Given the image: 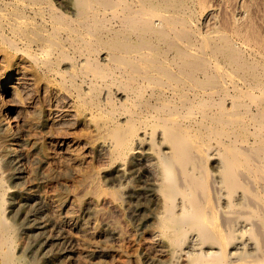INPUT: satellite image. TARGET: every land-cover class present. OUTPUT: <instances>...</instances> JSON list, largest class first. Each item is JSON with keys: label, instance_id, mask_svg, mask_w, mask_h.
<instances>
[{"label": "bare ground", "instance_id": "obj_1", "mask_svg": "<svg viewBox=\"0 0 264 264\" xmlns=\"http://www.w3.org/2000/svg\"><path fill=\"white\" fill-rule=\"evenodd\" d=\"M134 200L148 264H264V0H0V264L24 230L102 264Z\"/></svg>", "mask_w": 264, "mask_h": 264}, {"label": "rangeland", "instance_id": "obj_2", "mask_svg": "<svg viewBox=\"0 0 264 264\" xmlns=\"http://www.w3.org/2000/svg\"><path fill=\"white\" fill-rule=\"evenodd\" d=\"M25 161V160H24ZM22 161V163H20V165H22L20 168H22L21 170H22V172H24V174L27 176V175H29V176H27L28 177V179H27V181H26V183H28V184H24V188H26V189H28V191H29V193L30 192H32V193H30V195L32 196V198H33V201H31L29 204L28 203H23V204H17L16 205V213H17V220H18V224H22V222H24V220L26 221V220H31L32 219V221H33V218L29 215L30 214V212L31 211H34V210H36L37 212H38V210H39V212L42 214V216H45V219L47 220V221H49V222H51L49 219H50V215L48 216V212H47V210L44 208V207H39V205L40 204H38L37 205V203H40V200L45 196V197H49V198H53V197H55V198H58V196H59V199H63L64 200V198L66 199L68 196L70 197L71 196V190H69L70 189V181H68V180H64L63 178H61V179H58V181L60 182H58V181H56L57 179H53V180H47V179H45L44 178V176H42L43 174V172L44 171H46V169H48V168H38V166H36V165H30L27 161ZM27 162V163H26ZM54 163H56V164H54ZM54 164V165H53ZM27 165V166H26ZM57 165V162L56 161H53V163H52V167L54 168L55 166ZM29 167V168H28ZM31 167H33V168H31ZM38 168L37 170H36V168ZM51 167V168H52ZM24 168V169H23ZM34 168H35V170H34ZM25 169H26V171H25ZM29 171V172H28ZM32 171H33V173H32ZM38 173H37V172ZM41 171H42V173H41ZM39 176V177H38ZM32 177V178H31ZM37 177V178H36ZM43 178V179H42ZM33 179V180H32ZM46 180V181H45ZM55 180V181H54ZM29 181H31V182H29ZM40 181V182H39ZM49 181V182H48ZM62 181V182H61ZM66 181V182H65ZM68 181V182H67ZM55 182V183H54ZM39 183V184H38ZM46 183H49V184H46ZM51 183V184H50ZM57 183V184H56ZM62 183V184H61ZM64 183H66V184H64ZM67 183H68V185H67ZM36 184H38V185H36ZM44 184V185H43ZM55 184V185H54ZM64 184V185H63ZM35 185V186H34ZM50 185V186H49ZM53 185V186H52ZM60 185V186H59ZM39 186H40V188H39ZM46 186H48L47 188H46ZM63 186H65V187H63ZM69 186V187H68ZM50 187H51V189H50ZM54 187V188H53ZM63 187V188H62ZM68 187V188H67ZM54 190H53V189ZM31 189V190H30ZM37 189V190H36ZM43 189V190H42ZM45 189H50V190H45ZM68 191H67V190ZM52 190H53V192H52ZM53 193V195H52V193ZM55 191V192H54ZM57 191V192H56ZM46 192V193H45ZM68 192V193H67ZM45 193V194H44ZM55 193V194H54ZM60 195H59V194ZM65 193H67V194H65ZM40 194V195H39ZM49 194H51L50 196H49ZM62 194V195H61ZM64 194V195H63ZM67 195V196H66ZM39 197V198H38ZM64 197V198H63ZM68 197V198H69ZM39 199V200H38ZM36 200H37V203H36ZM39 201V202H38ZM135 201L136 200H134L133 202H132V208L131 209H128V208H126V206H123L122 207V209H124V208H126V209H124L123 211H121V213L123 214V215H121V216H118L117 214L115 215V213L114 212H109V211H106L105 213V215L106 216H108L110 219H112L113 221H116L117 223H119V224H121V222H122V224H121V226L123 227L122 229H124L123 231H124V235H123V239H124V244H123V251L121 250V252H116V251H114L115 252V254H114V252H113V250H109V256L107 257V258H105L103 261H102V264L104 263V264H110L111 262H112V260H118L120 263H129V264H138V261H139V264H148L147 263V261L145 260L146 258H145V252L144 251H142V250H140V249H138V247H137V245H138V243L142 240V238L141 237H144V233H145V231H146V229H148V227H149V225H147L148 224V222H147V216H146V214H147V212L146 211H144L145 209L142 207V205H140V204H138V202L137 203H135ZM134 203V204H133ZM34 204V205H33ZM36 204V205H35ZM138 204V205H137ZM78 206V204H76L75 203V206ZM135 205V206H134ZM20 206H22L21 208H20ZM134 207H136V208H134ZM142 207V208H141ZM20 208V209H19ZM37 208H39V209H37ZM42 208H44V209H42ZM138 209V210H137ZM20 210V211H19ZM22 210V211H21ZM30 210V211H29ZM126 210H127V213H126ZM135 210V211H134ZM24 211V212H23ZM133 211V212H132ZM21 212V213H20ZM23 212V213H22ZM108 212V213H107ZM124 212V213H123ZM131 212V213H133V215L131 214V216H130V214L129 213ZM135 212H137V213H135ZM84 213V214H83ZM79 214V218L82 220V221H84V222H87V221H89V216H88V214L86 213V212H82V213H78ZM126 214V215H125ZM134 214H136V215H134ZM25 215V216H24ZM113 215V216H112ZM125 215V216H124ZM85 216V217H84ZM117 216H118V218H117ZM137 216V217H136ZM49 217V218H48ZM115 217V218H117L116 220H115V218L113 219V218ZM125 217V218H124ZM25 218V219H24ZM27 218V219H26ZM144 218V219H143ZM24 219V220H23ZM118 219H121V220H123V219H125V220H123V221H121V220H118ZM118 220V221H117ZM145 220V221H144ZM126 221V222H125ZM125 224H124V223ZM145 222H146V224H145ZM102 223V222H101ZM101 223H100V220H97V222H96V225H95V227L96 228H99L100 226H101ZM126 224H128V225H126ZM97 225H98V227H97ZM146 225V226H145ZM124 226H126V228L124 227ZM145 230H144V229ZM127 229V230H126ZM129 229V230H128ZM126 230V231H125ZM144 230V232H142ZM132 231V232H131ZM140 231H141V233H140ZM24 233L21 235L22 237H20L21 239H23V241L24 242H26L28 245L30 244V246H31V248H30V250L23 256V254H22V252H21V250H20V248H17V250H16V256L17 257H23L24 258V262L26 263V264H30V262L32 261V259H33V257L34 256H36V257H38V259H40L39 261H40V264H81V262H80V260H79V258H78V254L77 253H75L74 251L73 252H67V248H66V246H65V244L63 243V241H61L60 240V242H57L56 244L57 245H53L52 247H51V252H49V254H46V255H44V253L41 251V247H42V245H43V243H44V240H43V238H42V236H39V233H37V231H34V232H30V231H28L27 232V230H24L23 231ZM25 232L27 233V234H25ZM56 232H57V230H56ZM129 232V233H128ZM60 233V232H59ZM125 233H127V234H125ZM131 233H134V236L132 237L131 235H133V234H131ZM142 233H143V235H142ZM129 234V235H128ZM126 235V236H125ZM140 235V236H139ZM37 236V237H36ZM126 237V238H125ZM129 237V238H128ZM134 237H137V238H134ZM134 238V239H133ZM36 239V240H35ZM101 239V242L99 241ZM103 238H97L96 240H94L93 242H92V245L93 246H95V245H100V244H104V243H106L107 244V246L108 247H110V246H112V245H114L116 242H112V240H108V241H104L105 239H103ZM125 239H126V241H125ZM131 239V240H130ZM136 239V240H135ZM139 239V240H138ZM131 242H130V241ZM99 241V242H98ZM138 241V242H137ZM108 242V243H107ZM129 242V243H128ZM134 242V243H133ZM133 243V244H132ZM95 244V245H94ZM130 244V245H129ZM60 245V246H59ZM126 245V246H125ZM128 245V246H127ZM135 245V246H134ZM128 247V248H127ZM54 250H53V249ZM64 248H66L67 250H65ZM135 248V249H134ZM31 249H32V251H31ZM125 249H128V251L127 250H125ZM134 249V250H133ZM133 250V251H132ZM18 251V252H17ZM20 251V252H19ZM38 251V252H37ZM69 251V250H68ZM130 251H132L131 253H130ZM134 251H135V253H134ZM139 251V252H138ZM34 252H36V254L34 253ZM113 252V253H112ZM128 252V253H127ZM144 252V253H143ZM31 253V254H30ZM35 254V255H33V254ZM37 253H38V255H37ZM123 253H125V254H123ZM20 254V255H19ZM29 254V255H28ZM41 256H40V255ZM51 254V255H50ZM119 256H118V255ZM136 254V255H135ZM138 254V255H137ZM68 255V256H67ZM123 255V256H122ZM132 255V256H131ZM133 255H135V256H133ZM140 255H141V257H140ZM43 256V258H41ZM118 256V258H114V257H117ZM122 256V257H121ZM140 257L139 259H138V257ZM121 257V258H120ZM134 257V258H133ZM137 257V258H136ZM31 258V259H30ZM110 258V259H109ZM123 258V259H122ZM132 258H133V260H132ZM144 258V259H143ZM99 259V260H98ZM106 259L108 260L107 262H106ZM126 259V260H125ZM134 259H136V260H134ZM93 260V261H92ZM101 260L102 259H100V258H97V257H94L93 255L91 256V258H90V263L91 264H98L99 262L101 263ZM125 262H124V261ZM111 261V262H110ZM143 261V262H142ZM29 262V263H28ZM134 262V263H133ZM89 263V264H90ZM112 264V263H111Z\"/></svg>", "mask_w": 264, "mask_h": 264}]
</instances>
